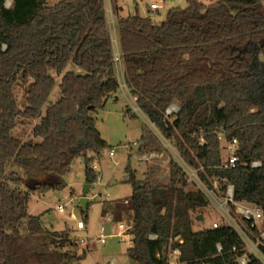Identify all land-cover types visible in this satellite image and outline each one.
Returning a JSON list of instances; mask_svg holds the SVG:
<instances>
[{
  "label": "trees",
  "instance_id": "16d2710c",
  "mask_svg": "<svg viewBox=\"0 0 264 264\" xmlns=\"http://www.w3.org/2000/svg\"><path fill=\"white\" fill-rule=\"evenodd\" d=\"M10 1L0 0V264H74L86 251L66 248L75 243L68 230L48 229L27 208L31 192L66 185L63 176L77 156L84 160L85 183L96 180L91 163L106 142L91 112L119 88L104 1ZM186 2L159 22L119 15L114 6L125 85L201 180L211 186L210 178L225 179L234 200L254 203L264 215V0ZM69 63L74 69L63 73ZM53 72L63 73L61 95L42 113L55 86ZM18 84L23 107L14 92ZM171 103L179 111L169 121L164 112ZM36 118L31 133L40 141L13 134L19 121ZM150 131L143 128L142 142ZM220 132L237 141L235 167H222ZM255 160L260 165L253 167ZM125 170L132 262L169 264L168 249L178 248L186 264H238L246 245L232 226L192 228L191 213L210 201L175 158L168 160L165 184L136 178L129 165ZM78 208L87 222V202ZM244 221L259 232L256 222ZM258 249L264 256V244ZM247 264L263 263L249 254Z\"/></svg>",
  "mask_w": 264,
  "mask_h": 264
},
{
  "label": "rangeland",
  "instance_id": "374dc122",
  "mask_svg": "<svg viewBox=\"0 0 264 264\" xmlns=\"http://www.w3.org/2000/svg\"><path fill=\"white\" fill-rule=\"evenodd\" d=\"M58 1L48 0V3L54 4ZM198 1L205 4L211 2V0ZM152 2L159 5L157 10H150L148 8ZM8 3L9 1L6 0V4ZM115 5L119 7V15L138 14L140 16H149L152 21L159 22L165 18L170 8H184L188 4L186 0H111L113 14L115 15L113 17L116 22ZM115 37L116 43L114 44L120 49L117 28L115 30ZM115 52H118L116 48ZM115 67L120 83L118 90L104 101L102 107L91 112V116L95 118L96 127L102 139L106 142V147L99 155L93 158L91 163L96 164L99 178L90 184L87 189L88 219L87 222L83 221L85 227L83 229L76 228V220H83L78 208L80 206L79 200L82 196V189L86 184L82 156H77L72 160L69 171L63 176L66 183L63 188L34 191L29 196L27 208L29 214L41 215V221L48 229L56 231L68 230L70 239L75 241V243L66 248L76 251L77 254L86 251L85 257L74 264H136L129 261L126 252L130 246L131 234L128 230L132 224L133 213L130 203H123L125 199L130 201L132 190L125 168L129 165L135 171L136 178L138 179L145 178L143 172L147 171L149 179L153 183L165 184L168 182L169 158L173 157L176 160H180L173 144L165 140L158 133L153 124L138 109L132 95H129L124 85L122 60L119 61L117 58ZM71 69H74V65L69 63L63 73ZM52 74L55 77V86L42 107V113L45 112L46 106L49 103L55 102L61 95L59 82L62 74L57 75L54 72ZM14 92L18 104L23 107L25 101L22 97V89L19 84L14 86ZM133 114L135 116H132ZM38 121L39 118L19 121L16 129L13 130V134L22 141H40V138L33 137L31 133L34 124ZM144 127L149 129V131L151 130V133H149L145 142H142L140 137ZM110 150H113V156H109ZM149 152H153L156 157L148 161L139 159V155ZM222 155L224 157V154ZM11 167L12 165L9 164L8 168ZM186 176L188 181L205 192L210 189L199 178L196 170H193V174L188 172ZM209 180L213 183L212 188L214 193H207L211 194V196L212 194H215L217 197L224 196L225 181L221 179L217 180L216 177ZM215 184L216 188H214ZM192 187L190 186L189 188ZM104 194H108L112 200L102 201L101 199ZM59 204L65 205L62 212L57 209V205ZM215 205L216 203L212 200L208 206L198 208L191 213L193 217L198 214L203 215V221H193L192 228L194 230L208 228L213 221H219L221 224H224V219ZM71 212L75 218H70L69 214ZM229 214L235 222L244 228L250 239H253L255 243H264V240L258 238V233L250 231L237 213L231 210ZM256 225L259 231L264 229V215L256 222ZM100 227H103L104 233L107 235L105 243H100L96 240V234ZM81 238L86 239L87 244L85 246L77 243ZM31 240L32 243H36L34 237H31Z\"/></svg>",
  "mask_w": 264,
  "mask_h": 264
},
{
  "label": "built area",
  "instance_id": "2783aa9c",
  "mask_svg": "<svg viewBox=\"0 0 264 264\" xmlns=\"http://www.w3.org/2000/svg\"><path fill=\"white\" fill-rule=\"evenodd\" d=\"M8 1H9V3L6 4L7 6L10 5V3H11L10 0H8ZM148 8L150 10L158 9L159 5L156 4L155 2H152V3H150ZM113 12L114 11H113V8L111 6V0H105L104 13H105L107 28L109 30L110 37H111L112 49H113V59H114V66H115V62L117 61V58L119 59V61H121V52H120V49L114 44V43H116L115 30L117 28V25H116V22H115L114 17H113V16H115L113 14ZM115 48L118 51L117 53L115 52ZM122 69H123V67H122ZM115 72H116V67H115ZM116 75H117V72H116ZM117 78H118V76H117ZM124 85H125V81H124ZM125 87H126V85H125ZM126 89H127V87H126ZM132 97H133L134 102H135V97L134 96H132ZM178 111H179V106L177 103L169 104V106L165 109V112H164L165 118L169 121H172L175 118ZM218 139L221 142L222 152L224 154V157L222 158V167L223 168L235 167V165L239 161V157L236 153V150H237L236 139L226 140L225 135L222 132L218 133ZM203 142H204L203 139H201L200 143L202 144ZM113 155H114L113 150H110L109 156H113ZM154 157H156V155L153 152L143 153V154L139 155V159H142L145 161H148ZM179 159L180 160H177V161L179 162V164L184 169L185 174H187L188 172L193 174V170H196V169L191 168L180 157H179ZM259 165H260V161H258V160L252 161V163H251V166H253V167H256ZM92 168L95 170V172L97 174L96 179H98L99 176H98V172L96 171L97 170L96 164L93 163ZM218 179L219 178H217V180ZM221 180L225 181V179H221ZM212 184L213 183H211V186L208 185V187L210 188L209 190H207L208 193H210V192L214 193V190L212 188L213 187ZM197 188L201 189L200 187H197ZM214 188H216V184L214 185ZM201 190L206 194L209 201L214 200V202L216 203L215 207L217 208L221 217L224 219V224L232 226L238 232V234L240 235L242 240L245 242L246 251L242 256H240L237 259L238 264H247L249 254L255 255L264 264V256L261 254V252L258 249L259 243L258 242L255 243L253 241V239H250V237L248 236V234L246 233L244 228H242L237 222H235V220H233V218L229 214L230 211L232 210L233 212H235L239 215V217L241 218V220L244 224H245L244 220H250V221H252V225H253V223L259 221L262 218L263 213H262L261 208L258 205L251 203V202H247L244 200H242V201L234 200V198H233V186L229 183H226V181H225V194H224V196L217 197L215 194H212V196H211V194H208L203 189H201ZM101 200L102 201H111V198L109 197L108 194H104L102 196ZM124 202L126 203L127 200H124ZM64 206H65L64 204L63 205L59 204V205H57V209L60 212H62L64 210ZM69 216H70V218H75V216L72 212L69 214ZM108 219H109V216H108ZM221 225H223V224H221L219 221H213L211 223L210 228H216V227H219ZM245 225H244V227H245ZM84 227H85V223L83 222V220L77 219L76 220V228L77 229H83ZM149 237L155 238L156 236L154 234H150ZM258 238L260 240H264V229H262L261 231L258 232ZM96 240L99 241L100 243L106 242L107 235L104 233L103 227H100L98 233L96 234ZM179 241L182 242V240H179ZM77 243H79V245H81V246H85L87 244V241H86V239L81 238L78 240ZM130 244H131V240H130ZM261 244H264V243H261ZM217 247H218V249H220L219 245H217ZM168 250H170V251H167L168 255L167 254L166 255H167V260H168L169 264H186V263L181 262L179 260L180 251L178 248H175V249L169 248ZM200 264H204V263H200Z\"/></svg>",
  "mask_w": 264,
  "mask_h": 264
},
{
  "label": "water",
  "instance_id": "95a60500",
  "mask_svg": "<svg viewBox=\"0 0 264 264\" xmlns=\"http://www.w3.org/2000/svg\"><path fill=\"white\" fill-rule=\"evenodd\" d=\"M89 184H85L83 189H82V196L79 200V204L84 208L87 202V197H86V193H87V189L89 188ZM195 220L198 221H203V215L202 214H198L197 216H195Z\"/></svg>",
  "mask_w": 264,
  "mask_h": 264
},
{
  "label": "crops",
  "instance_id": "0c3cea01",
  "mask_svg": "<svg viewBox=\"0 0 264 264\" xmlns=\"http://www.w3.org/2000/svg\"><path fill=\"white\" fill-rule=\"evenodd\" d=\"M154 10H157V9H154ZM127 91H128V89H127ZM128 93H129V91H128ZM129 95H131L130 93H129ZM147 171H145V172H143V176L144 177H146V176H148V175H145V173H146ZM143 179V178H142ZM112 200V199H111ZM125 200H127V199H125ZM88 201V200H87ZM123 203H125V202H123ZM127 204H128V202H126ZM128 229V228H127ZM131 240V239H130ZM127 252V251H126ZM127 257H128V255H127ZM128 259H129V257H128ZM129 261L131 262V263H134V262H132L130 259H129Z\"/></svg>",
  "mask_w": 264,
  "mask_h": 264
}]
</instances>
